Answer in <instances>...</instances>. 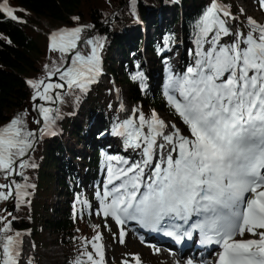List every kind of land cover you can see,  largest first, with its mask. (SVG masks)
<instances>
[{
	"label": "snow or ice",
	"instance_id": "6c2138e0",
	"mask_svg": "<svg viewBox=\"0 0 264 264\" xmlns=\"http://www.w3.org/2000/svg\"><path fill=\"white\" fill-rule=\"evenodd\" d=\"M258 3L264 10V0ZM16 11L8 0L0 3V13L25 23ZM225 18L235 20L213 0L196 22L192 63L183 73L168 77L167 103L184 128L166 122L155 111L146 116L138 109L133 110L134 118L116 127L114 134L138 150L139 159L107 156L106 183L97 194L98 214L121 226V244L126 236L123 226L135 222L177 243L199 233L202 245L217 246L214 264H264V24L247 17L246 31H233ZM87 27L50 35V50L59 52L62 63L69 66L52 68L47 79L57 75L64 83L43 78L27 81L41 117L34 122L43 121L39 133L29 128L26 111L0 125V179L7 181L0 182V203L10 199L25 203L28 188L34 185L26 183L24 170L36 166L25 158H30L38 135L55 134L59 109L39 101H60V93L54 90L65 85L86 92L101 75L99 41H83L94 45L90 55L77 50ZM137 78L142 75L133 77ZM14 176L25 182L9 179ZM15 219L11 212L0 215V264H20L22 240L13 228ZM102 240L99 232L86 240L73 264H106ZM121 264L142 261L139 255L128 254ZM185 264H194L193 259Z\"/></svg>",
	"mask_w": 264,
	"mask_h": 264
},
{
	"label": "trees",
	"instance_id": "16d2710c",
	"mask_svg": "<svg viewBox=\"0 0 264 264\" xmlns=\"http://www.w3.org/2000/svg\"><path fill=\"white\" fill-rule=\"evenodd\" d=\"M12 9L17 10L16 15L25 23H18L0 13V125L5 124L19 113L27 112L25 117L30 129L39 130L41 124L34 121L41 119L34 108L32 96L34 90L28 85L29 80L47 79L48 71L56 66L62 70L68 64L62 63L59 52L50 50V42L47 38L49 27L57 29H71L78 26H90L81 34V41L92 38L99 41L102 47L97 48L98 55L103 61L104 68L115 82L127 87V98L140 104L150 115L152 109L163 111L166 104L160 99V79L156 73L163 66V53L165 43L167 50H184V44L190 42L192 50L196 44V22L208 8L205 0H8ZM236 14L241 13L236 0H222ZM23 11H18V10ZM185 9V12H182ZM168 13L170 20L161 23ZM79 17V20H74ZM49 25L44 27L43 23ZM179 26V32L177 30ZM152 33L147 37L148 30ZM240 29L239 22L234 21L233 31ZM157 40H154V37ZM231 41L232 37L224 38ZM146 40V41H145ZM146 42V43H145ZM129 44L130 46H127ZM94 45L83 43V52L90 53ZM145 46V47H144ZM145 48V57L143 50ZM119 52L121 58L116 63L113 57ZM163 52V51H162ZM193 59V56L190 54ZM136 58V61H134ZM148 60V63L146 61ZM124 61V62H123ZM55 62V63H54ZM118 64V69L114 66ZM48 66L46 70L45 66ZM141 78L133 79V77ZM53 82L64 83L53 75ZM100 86L91 84L88 91L79 89H56L61 100L55 104L40 101L46 107L59 109L58 118L53 129L60 131V135L52 138L39 136L30 150L28 160L35 167L24 170L27 177L26 183L34 185L28 192L34 197L25 198V203L17 204L10 199L8 205L14 203L12 221L14 230L23 234H30V242L35 247L34 264H40V248L44 245L43 227H50L56 233L61 244L69 247L66 253L65 264H73L74 260L84 251V242L91 240L99 232L97 226L92 225L85 214L86 205L92 199V193L84 194L79 184H84V189H89L99 178V170L105 162L106 149L109 146L105 140L110 132L118 125L114 113L110 114L106 100L101 102ZM110 100L111 90L106 89ZM84 108V111H83ZM168 113L179 123V117L172 111ZM77 116H82L81 123H77ZM99 123L98 126H96ZM96 124V125H95ZM182 124V123H181ZM70 128V138L77 143L89 136L86 142H82L85 151L80 153L71 150L70 157L78 162L76 170L72 165L60 162L64 150L62 146L65 135ZM184 128V126H183ZM186 131V129H185ZM104 140L101 144L100 137ZM86 140V139H85ZM84 140V141H85ZM77 152V153H76ZM56 171V172H52ZM24 183L18 176L10 177ZM0 182L6 183L0 179ZM57 184L59 191L65 196L63 209H59L58 217L54 221L47 219L52 214L51 197L54 194L52 188ZM5 202L0 203V209H4ZM7 215V212H0ZM12 219L11 216L8 217Z\"/></svg>",
	"mask_w": 264,
	"mask_h": 264
},
{
	"label": "rangeland",
	"instance_id": "374dc122",
	"mask_svg": "<svg viewBox=\"0 0 264 264\" xmlns=\"http://www.w3.org/2000/svg\"><path fill=\"white\" fill-rule=\"evenodd\" d=\"M206 1V0H205ZM237 4L240 6V10L241 13L236 14L234 12V17L235 20L237 22H239L240 28L241 30L246 31V22H247V17H252L254 18L258 23L260 24H264V10H261L258 0H236ZM0 3H3V0H0ZM182 12H185V9H182ZM170 20V17L168 15V13L165 15V18L163 20V23H161V28L163 30L164 28V24L167 23ZM235 20L230 19L231 23L234 22ZM230 23V25H231ZM44 27H49V25H47L45 22L43 23ZM51 29H49L50 35L53 32H57L59 31V29H57L56 27H49ZM179 26H177V30L179 32ZM151 31L153 30H148L147 32V37H149V35L152 33ZM49 35V36H50ZM154 40H157V37H154ZM146 41V40H145ZM227 41V40H226ZM146 43V42H145ZM127 46H130L129 44H127ZM145 47V46H144ZM167 44L165 43V45L162 48V51H165V53H163L164 55V60H163V66L162 69L160 68V71L158 72V74L156 73V76L158 79L161 80L160 83V99L162 101H164V103L166 104V109L163 111L160 110H156V109H152V111H155L158 116L162 119H164L166 122H175L177 123L178 126H180L183 129V124L179 123L176 119H174L169 113L168 111H172L171 107L169 106V104L167 103V98L165 96V91L167 89V82H168V77L170 74H178V73H183L187 66H189L193 59L190 56V50H192V46L190 44V42H187L186 45L184 44V50L181 52V49L175 48V49H170V50H166L167 48ZM145 49V48H144ZM82 55H86L83 52V41H81V46H78V49ZM161 51V53H162ZM146 53V52H145ZM143 52V56L145 57V54ZM90 53H88L87 55H90ZM116 63H119L120 60H123L121 58V54H119V52L113 54ZM134 61H136V58H134ZM124 62V61H123ZM148 63V60H147ZM118 64H116L114 67L116 69H118ZM103 76V75H102ZM101 76V78H102ZM46 82L49 83H58V82H53L52 80H47ZM101 82L105 85H101V90H100V95H102L101 97V102L104 103L106 100L107 103V109L110 112V114L114 113V117L115 120L120 123H122V118L120 117V109L118 108L116 111L114 110V106H115V102H114V95H117L118 93H121L122 95V99L126 97L127 95V87L126 85H117L115 84V79L114 77L111 76V78H107V81L105 82L104 79L101 80ZM116 86V87H115ZM110 89L111 92V96H110V100L108 95L106 94V89ZM124 101V99H123ZM122 101V103H123ZM40 102V101H39ZM36 102H34L35 104ZM121 103V105H122ZM125 104H130L132 105V109H138L139 111H142L146 116L147 112L144 109V107H142L140 104L134 103L129 101V103L127 101H124L123 103ZM84 111V108H83ZM174 113V112H173ZM77 123H81L82 121V116H77ZM97 124V125H96ZM95 125L98 126L99 123H96ZM72 130V128H70L68 134L65 135V138L63 139L62 142V146L64 150V153L62 155V157L60 158V162L64 163L65 165H69V166H73L76 170L78 166V162H73L71 160L70 157V153L71 150L75 153V151L81 152V148L83 146L82 142H86L88 140L87 136H84V140L80 141L78 143V146L75 145L76 144V140L75 139H71L70 138V131ZM118 136V135H116ZM115 136L109 135L108 138L106 139V144L108 143V147L105 150L106 151V155H105V162H103V172L100 174V188L102 187L103 184V180L106 176V168L108 165V161H107V156L109 155H118L124 158H127L129 160H137L138 158H131V155L129 152L123 151L125 142V138L122 136H118L120 139L117 140L114 139ZM103 141H98L97 144H101ZM133 149V148H131ZM134 150V149H133ZM68 151V152H67ZM139 154V151H137ZM77 153V152H76ZM57 171V170H56ZM53 171L52 172H56ZM84 184H79V188L81 190H83L84 194H89L92 192V199L87 203L86 207H85V214L89 217V221L92 225H95L98 227L99 229V233L102 234L103 236V240L102 243L105 247V257H106V264H121V261L123 259L126 258V256H128V254H137L140 256L142 264H174V263H170L169 261H166L164 259H161L159 256H155L154 255V249L151 248H144V246L142 244H138L136 241H134L133 239H128V241H126L125 243L121 244L117 242V239H114V236L116 235V228L112 222L111 218H105L103 217L102 213H99V209H100V202H99V196L97 195L99 192V190L96 189V191H91V189H84L83 188ZM60 189H58V186L56 184H54L52 191H54V194H57L59 192ZM102 192V191H101ZM33 195L30 196V198H32ZM64 197L62 199H60L57 195L52 196L51 200H50V205H52L53 207V211H57L58 209H63V201ZM61 200V203H58ZM8 205V202H5L4 206ZM8 206H11L8 205ZM5 209V208H4ZM58 217V213H55V215L49 214L47 215V219H49L50 221H54L55 219H57ZM43 241H44V245L41 246L40 248V264H63L64 259L61 258V253H59L61 250H63V252L65 253V249L68 252L69 247L61 244L60 241L57 239L60 236H56L55 232H52V229L50 227H46L44 225L43 227ZM54 234V235H53ZM24 237H22L21 240L24 241V244L22 243L21 245V253L24 255V260L22 261L23 264H30L27 263L26 261L29 260L31 261L32 258L34 257V252H35V247L33 248V246L29 243L28 239L30 237L29 233H25L23 234ZM116 237V236H115ZM59 241V242H57ZM49 242V243H48ZM66 247V248H64ZM50 248V249H49ZM89 250H91L89 248ZM56 251V252H55ZM27 252V253H26ZM66 252V253H67ZM21 254V257H22ZM57 256V257H56ZM35 258V257H34ZM176 264V263H175Z\"/></svg>",
	"mask_w": 264,
	"mask_h": 264
},
{
	"label": "bare ground",
	"instance_id": "6f19581e",
	"mask_svg": "<svg viewBox=\"0 0 264 264\" xmlns=\"http://www.w3.org/2000/svg\"><path fill=\"white\" fill-rule=\"evenodd\" d=\"M132 107V105H130V104H125L124 105V108H126L127 109V111H128V114L126 113V112H124V114H127V115H131L132 117H133V109L131 108ZM129 118H131L130 116H129ZM134 118V117H133ZM117 138V140L118 139H120L118 136H115L114 137V139H116ZM122 142H125V141H122ZM123 151H125L126 152V154H127V152H131L132 153V155H131V153H130V155H131V158L130 159H133V158H138L139 157V154H138V150H133V149H131L130 147H128L127 146V144H126V142H125V145H124V148H123ZM54 235V234H53ZM60 241V240H59ZM59 241H57V242H59ZM49 243V242H48ZM144 246V248L146 249L148 246H145V245H143ZM64 248H66V247H64ZM148 248H151V249H154V250H156V251H154V255L155 256H159L161 259H164V260H166V261H169L170 263H176L177 264V261L179 260L180 261V264H185V258L184 257H180L179 255H173L172 253H170V252H168V251H166V250H163V249H160V248H152V247H148ZM50 249V248H49ZM158 250V251H157ZM56 252V251H55ZM66 252H67V250L65 249V253L63 252V250H61L59 253H61V258L62 259H64V261H63V264H65V259H66ZM27 253V252H26ZM57 257V256H56ZM212 264V263H211Z\"/></svg>",
	"mask_w": 264,
	"mask_h": 264
},
{
	"label": "water",
	"instance_id": "95a60500",
	"mask_svg": "<svg viewBox=\"0 0 264 264\" xmlns=\"http://www.w3.org/2000/svg\"><path fill=\"white\" fill-rule=\"evenodd\" d=\"M14 208H15L14 203H12L11 206L6 205L5 206V209H6L5 212H7V213L11 212L13 214Z\"/></svg>",
	"mask_w": 264,
	"mask_h": 264
}]
</instances>
